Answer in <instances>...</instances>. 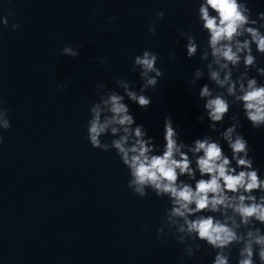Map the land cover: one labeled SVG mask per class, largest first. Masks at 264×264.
Here are the masks:
<instances>
[{
	"label": "clouds",
	"instance_id": "clouds-1",
	"mask_svg": "<svg viewBox=\"0 0 264 264\" xmlns=\"http://www.w3.org/2000/svg\"><path fill=\"white\" fill-rule=\"evenodd\" d=\"M13 15L10 11L0 15V29L9 27ZM164 15L159 11L157 21ZM196 16L201 31L207 33L206 44L201 46L191 31L178 34L186 41V58L199 54L202 62L189 85L195 89L199 81L208 80L199 87L197 98L203 101V114L197 119L201 123L207 119L210 132L218 135L186 143L169 113L163 120V143L158 144L144 124L136 123L126 98L147 111L152 98L145 93L154 90L164 76L157 66L159 54L145 49L134 57L130 69L142 81L138 89L122 77L116 79V86L123 94L106 90L103 83L95 86L98 100L89 108L85 138L94 149L115 151L128 170L127 188L139 199L149 192L167 198L169 206L156 234L158 239L171 235L183 245L182 259L192 258L203 242L215 253L212 264H231L233 249L238 253L236 264H264V229L257 226L264 225V178L255 167L248 140L239 131V112L229 115L235 106L253 128H264V82L250 75L255 71L264 78V67L257 60L264 56V12L253 18L249 0H198ZM19 27L11 23L12 30ZM148 32L155 35V23ZM81 47L65 45L61 55L75 58ZM169 57L175 59V52H169ZM66 87L58 84L57 90ZM9 111L0 100V145L3 131L12 126ZM226 117L230 125L225 128ZM106 136L111 137L110 142L102 140Z\"/></svg>",
	"mask_w": 264,
	"mask_h": 264
}]
</instances>
